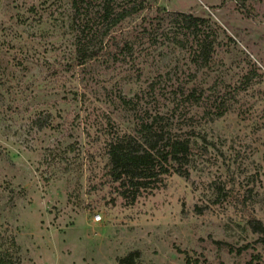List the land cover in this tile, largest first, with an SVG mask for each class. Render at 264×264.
Returning <instances> with one entry per match:
<instances>
[{
  "label": "rangeland",
  "instance_id": "374dc122",
  "mask_svg": "<svg viewBox=\"0 0 264 264\" xmlns=\"http://www.w3.org/2000/svg\"><path fill=\"white\" fill-rule=\"evenodd\" d=\"M89 2L75 15L71 0H0V255L117 264L138 250L142 264H264L249 225L264 226V0H114L144 5L111 33L133 51L82 61L78 40L99 25ZM174 12L204 18L216 36L208 64L192 58ZM158 114L196 141L188 174L128 203L107 143Z\"/></svg>",
  "mask_w": 264,
  "mask_h": 264
},
{
  "label": "trees",
  "instance_id": "16d2710c",
  "mask_svg": "<svg viewBox=\"0 0 264 264\" xmlns=\"http://www.w3.org/2000/svg\"><path fill=\"white\" fill-rule=\"evenodd\" d=\"M99 1V8L94 12V19H98V26L90 27L91 38L84 37L78 40L74 51L77 59L86 61L107 55L130 54L133 45L127 41L114 39L111 35L113 29L124 19L137 14L144 9L142 2L133 3L128 7L116 8L114 0ZM89 8V0H71V7L76 14L84 13ZM83 9V10H82ZM176 21L181 28L194 38L195 48L192 50V58L208 64L213 56L216 36L210 27L202 29L204 18L195 16L189 12H174ZM91 39V40H90ZM95 40L98 42L95 43ZM109 40L113 47L107 50ZM111 55V56H110ZM106 57V56H105ZM194 97V96H193ZM124 102L126 100L123 98ZM223 100L217 104L214 115L218 118L227 110ZM164 117L161 114L148 120H142L139 124L138 134L116 136L107 143L108 165L107 170L114 182H118L119 194L128 203H133L142 193L161 187L165 176L171 172L187 176V165L196 147V141L172 134L169 128L163 124ZM252 230L260 235L259 241L264 242V226L261 221L249 220ZM10 257V255H8ZM5 254L0 255V264H14L11 258ZM19 264V263H16ZM117 264H142L140 252L131 250L117 259Z\"/></svg>",
  "mask_w": 264,
  "mask_h": 264
},
{
  "label": "built area",
  "instance_id": "2783aa9c",
  "mask_svg": "<svg viewBox=\"0 0 264 264\" xmlns=\"http://www.w3.org/2000/svg\"><path fill=\"white\" fill-rule=\"evenodd\" d=\"M93 219H94L95 221H99V220H100V215H99V214L95 215V216L93 217Z\"/></svg>",
  "mask_w": 264,
  "mask_h": 264
}]
</instances>
